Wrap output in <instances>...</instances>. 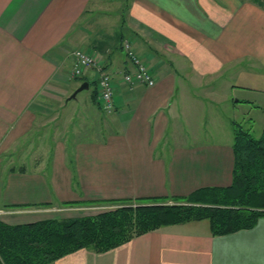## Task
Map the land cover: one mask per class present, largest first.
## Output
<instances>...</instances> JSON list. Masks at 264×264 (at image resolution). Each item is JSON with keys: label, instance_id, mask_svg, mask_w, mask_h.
I'll return each mask as SVG.
<instances>
[{"label": "crops", "instance_id": "crops-1", "mask_svg": "<svg viewBox=\"0 0 264 264\" xmlns=\"http://www.w3.org/2000/svg\"><path fill=\"white\" fill-rule=\"evenodd\" d=\"M124 39L153 85L123 80L136 68ZM75 49L111 73L112 112L93 89L82 110L64 112L68 100L78 101L79 91L71 96L78 83L96 72L73 84ZM190 78L198 94L187 92ZM242 88L264 99L261 0H0V219L27 223L51 218L43 214L66 202L171 201L230 185L234 120L221 110ZM86 118L96 132L68 140L65 125L82 129ZM48 264H264V216L217 236L207 220L165 225Z\"/></svg>", "mask_w": 264, "mask_h": 264}, {"label": "trees", "instance_id": "trees-1", "mask_svg": "<svg viewBox=\"0 0 264 264\" xmlns=\"http://www.w3.org/2000/svg\"><path fill=\"white\" fill-rule=\"evenodd\" d=\"M93 91L96 98V87ZM232 128L230 185L201 188L172 202L167 197L108 199L100 203L117 206L80 216L17 224L0 219V264H48L82 248L101 253L188 221L207 220L213 236L252 228L264 216V126L257 137L234 121ZM69 205L80 203H63Z\"/></svg>", "mask_w": 264, "mask_h": 264}, {"label": "rangeland", "instance_id": "rangeland-1", "mask_svg": "<svg viewBox=\"0 0 264 264\" xmlns=\"http://www.w3.org/2000/svg\"><path fill=\"white\" fill-rule=\"evenodd\" d=\"M177 78L179 80L183 81V79L181 78V75H178ZM78 81H80L79 77L75 79V81H74L75 83H73V84H77ZM79 85L80 84L78 83L76 89L79 87ZM184 86H186L188 93H197V94L200 91L197 89L199 87H201V86H198L197 84H195L194 82H192L191 78L185 80ZM216 87H219V86H216ZM221 87L223 89H225V87H223V86H221ZM93 88H94V85L91 84L89 87V90H87V89L80 90L79 91L80 95H79L78 101L68 100V104H67L64 112L67 114H70V116H71L72 111H76V113H77L78 110H82V108H83L82 97L87 95L89 93V91L92 90ZM262 97H263L262 94H259V95L255 94V92H253L251 90H246L243 88L238 89V91L235 92V94L232 98L230 96L229 104L223 105L222 110L221 109L220 110L223 111L226 116H228L229 120H234L237 123V126L243 128V129H248L253 136L257 137L260 135L262 128L264 126V99ZM236 100H238V101H236ZM205 121L207 123H209L210 119L206 118ZM218 121H219V124L223 125V121L221 118L217 117V122ZM65 126H67L66 127L67 137H68V140H70V141H72V139H76V138L90 137L91 135H93L96 132V131H94V133L92 132L93 126H95L94 128L98 127V126H96V124H94L92 122L91 119L88 120L87 118L85 119L84 128H82V129L81 128H75L74 127L75 123H72V120L70 123H67ZM209 126H210V124H206L207 131L213 133V128H211L209 130V128H210ZM51 133H52V131L49 130V133L47 135L49 138L53 137L52 136L53 133L52 134ZM113 205H115V204L92 203L90 205H81V206L80 205H69V206L60 207L59 209H55L54 211H48L45 214H43V216L47 215V216L56 217V218H64V217H71V216H80V215H84V214H93V213L99 212L100 210H98V209H83V208H85L87 206H91V207L98 206V208H100V209L103 208L101 210L104 211V210L111 209L110 206H113ZM69 207L76 208V209H68ZM78 208H80V209H78Z\"/></svg>", "mask_w": 264, "mask_h": 264}, {"label": "built area", "instance_id": "built-area-1", "mask_svg": "<svg viewBox=\"0 0 264 264\" xmlns=\"http://www.w3.org/2000/svg\"><path fill=\"white\" fill-rule=\"evenodd\" d=\"M264 4V0H261ZM122 48L125 51L128 59L136 66L133 72H126L123 75V80L130 85L141 83L146 85H153L154 78L150 73L148 67L135 55L131 48V44L128 39H124L122 42ZM73 62L70 68V76L73 78L80 77L88 69H96L99 75L96 80L97 99L106 113H110L114 110L113 102V82L111 73L105 69H100V65L97 60L89 53L81 49H75L71 52ZM117 205L110 206L115 208ZM81 208V207H80ZM78 208V209H80ZM107 208V207H106ZM68 209H76L69 207ZM83 209H98V206H87ZM3 211L0 210V214Z\"/></svg>", "mask_w": 264, "mask_h": 264}, {"label": "water", "instance_id": "water-1", "mask_svg": "<svg viewBox=\"0 0 264 264\" xmlns=\"http://www.w3.org/2000/svg\"><path fill=\"white\" fill-rule=\"evenodd\" d=\"M99 75V72L96 71L94 76L92 77V79L88 80V81H84L82 82L79 87L72 93L71 96H75V94L80 91V90H83V89H87L91 84L95 83L96 80H97V77Z\"/></svg>", "mask_w": 264, "mask_h": 264}]
</instances>
